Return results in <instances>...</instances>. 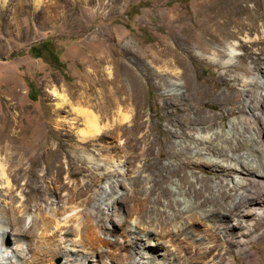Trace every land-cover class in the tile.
I'll return each mask as SVG.
<instances>
[{"label":"rangeland","instance_id":"obj_1","mask_svg":"<svg viewBox=\"0 0 264 264\" xmlns=\"http://www.w3.org/2000/svg\"><path fill=\"white\" fill-rule=\"evenodd\" d=\"M219 1L39 0L37 3L35 0H0V122L5 130L4 143L22 140L28 145H44V149L53 154L48 158L51 161V177L63 174L68 168L74 172L80 169L81 174L74 180L80 182L83 178L93 179L96 184H88L90 190L99 188L101 191V188L108 185L104 165L111 166L113 170L121 167L128 174L127 184L118 186L120 193L124 195L122 200L114 203L116 209L113 208L112 212L118 209V212L130 221L132 218L129 216V209L134 208L135 200L133 201L129 189L128 182H132L129 174L139 168L137 166H143L144 169L146 160H149V168L153 174L161 170L162 165L184 162L185 166L178 171V177L172 176L168 180L152 177L156 183L153 181L147 192L148 185H144L139 179L133 181L139 189L142 186L146 198L155 200L164 210L168 207L169 217L174 215L173 211H186L193 203V198L183 190L187 180L196 184V178H202L205 183L202 182L197 187L211 191L213 186L220 182L221 177L208 166L188 164L187 157L193 153L173 156L180 148L177 146L179 142H192L189 136L175 133L179 124L184 121L182 113H188L190 117L194 116L193 114L201 116L196 122H185L188 135L195 132H190V128L194 127H218L219 130L228 132L231 129L230 122L236 119L237 122L244 120L243 122L254 126L243 107L246 92L238 82L241 79H255L257 73L264 78V47L260 42L251 46L246 42L236 52L237 60L234 65L222 68L198 59L194 53L198 51L212 54L215 50L221 51V37L212 39L203 30V25L187 35L178 33V28L185 25H194L196 21L204 22L205 16H197L198 13L209 6H216ZM261 8L260 11L264 10V5ZM223 18L220 16L217 21H223ZM260 22L258 21V27ZM208 25L211 30H216L212 20ZM233 27L230 30L237 38L244 36L247 31L243 29L239 32ZM255 33L260 34V28L248 31L247 34H253L251 37H254ZM169 34L173 37H169ZM167 37L168 43L176 47L179 57L186 65L187 70L180 76L181 82L186 81L188 85V99H174L171 104L167 103L168 92L161 86L164 80L159 81L158 77L147 76L144 67L135 58L141 50L152 49ZM178 38L188 40L187 45L181 43ZM45 40L51 43L50 47L56 59L33 58L28 52L32 45ZM108 53H113L116 60H123L137 73L142 104L130 107L127 112L128 120H116V132L111 134V138L105 137L90 142L84 152H81L80 147V150L76 148L74 151L68 141L73 140L77 145L83 146L75 134L78 129L84 128L83 111L87 109L80 97L90 94L93 102H98L97 95L101 90L102 77L96 60L98 56ZM254 61L258 62L259 67L253 64ZM146 62L151 69H159L161 66L160 63H151L150 59H146ZM101 67L105 72H116L112 63H103ZM158 81L160 83L156 88L154 84ZM185 90L181 88L179 92L183 93ZM60 95H64L66 99L63 105ZM73 108L78 109L79 114ZM114 110V118L119 119ZM147 128H150L151 132L144 136ZM69 129L74 131L72 137L65 135ZM243 131H246L245 128ZM232 132L230 136L233 135ZM149 142H153V146L151 152L146 154L144 148H147L146 144ZM174 142L175 146L172 147ZM134 144L135 146H131ZM160 152L166 153V156H160ZM78 154L92 157V163L85 161L82 168H79L76 157ZM13 155L17 157L16 154ZM258 155L263 159L264 151L260 149ZM109 157L111 159H106ZM100 159L106 162H100L101 166H96L94 160ZM116 159L126 160L128 164L124 166L123 162L117 164L112 161ZM128 165L130 167H127ZM45 166L44 162H40L33 167L30 174H26L25 167L20 170V176L30 178L25 192L31 198L32 209L34 201L40 195L36 187L39 184L38 178L42 175L41 170ZM179 180L182 185H177ZM60 181L67 182L64 175H61ZM24 183L25 181L20 180L21 185ZM141 198L142 196L138 197L137 201ZM91 204L90 201L87 202L86 211L92 208ZM217 204L222 206L219 201ZM142 212L139 210L137 213L138 219L143 223L145 215ZM226 219L227 221L211 224L201 218L198 223L187 227L183 235L172 234L173 237L161 234L154 236L149 232L147 237L161 242L156 250L151 246L144 250L137 249V244L143 241L128 236L125 222L117 226L116 235L111 239H118V247L125 246L122 254L127 260L120 256L109 264H127L134 255L137 260L141 258L140 261L146 264H163L169 261L166 258L168 250L173 254L172 264H264V218L246 219H249L247 222L251 224L246 237L252 238L246 243L247 251L242 249L235 236L224 235V227L237 223L232 217ZM169 221L174 223L172 218H169ZM112 222H117L114 215ZM247 222L240 221L235 229H246L244 224ZM153 230L160 233L158 227ZM106 231L107 229H104V232ZM144 231L147 230H141ZM201 237L209 239L212 245L209 252H202L198 246ZM62 262V258H56L53 264Z\"/></svg>","mask_w":264,"mask_h":264},{"label":"bare ground","instance_id":"obj_2","mask_svg":"<svg viewBox=\"0 0 264 264\" xmlns=\"http://www.w3.org/2000/svg\"><path fill=\"white\" fill-rule=\"evenodd\" d=\"M263 5L264 0H220L216 6H209L198 13L197 16H205L204 22L198 21L197 23L196 21L194 25H185L178 28V33L187 35L203 25V30L212 39L221 37L223 42L221 51L218 49L219 51L215 50L212 54H203L198 51L194 53L200 60H206L212 65L226 68L234 65L237 60L236 52L246 42L250 43V46L253 43L256 44L255 42H260L264 47V10L260 11ZM220 16L224 17L223 21H217ZM211 20L215 24V31L211 30L208 25ZM258 21H261L259 27ZM232 26L236 27L239 32L243 29L247 30L241 37L242 39L237 38L236 34L230 30ZM258 28H260V34L255 33L254 37H251L253 34L251 36L247 34L248 31ZM172 34H169V37H173ZM167 40L168 37L157 43L152 49L141 50L135 55V58L144 67L147 76L158 77L159 81L164 80L161 86L168 92L166 99L167 103L171 104L174 99H188L186 93L188 85L186 81L181 82L180 76L187 70L186 65L179 57L176 47H172ZM178 40L181 43H186L185 45L188 43L186 39L178 38ZM146 59H150L151 63H160V68L153 67L151 69ZM96 61H98L97 67L101 73L100 77H102L100 93L96 94L98 102H93L90 94L80 97L82 104L86 105L87 109L83 111L84 128L78 129L75 134L83 146L77 145L73 140L68 141L73 150L80 147L81 152H84V149L94 140L111 138V134L116 132L117 121L128 120L127 112L130 107L142 104L138 75L130 65L123 60H116L113 53L98 56ZM103 63H112L116 69L115 74H112L111 71L105 72L101 67ZM253 64L258 65V62L254 61ZM180 67H182L181 70ZM166 78L167 80H165ZM159 81L154 84L156 88ZM238 85L246 92L243 107L252 119L254 126L243 122L244 120L237 122L236 119L230 122L231 129L228 132H223L218 127H194L190 128V132L193 130L195 132L188 135L185 122H196L201 119V116L193 114L194 116L190 117L187 115L188 113H182L184 121L182 120L183 123L179 124L175 133L176 135L189 136L192 142L191 144L179 142L177 146L180 148L173 153V156L179 157L183 154L193 153L187 157L188 160L186 159L188 164L208 166L220 175L221 180L213 186L211 191L203 189L201 186L197 187L200 183H205L202 178H196V184L187 180L183 190L193 198V203L184 212L183 210L173 211L174 215L171 217L167 214L170 212L168 207L164 210L155 200L146 198L142 186L139 189L133 180L139 179L144 185H148L147 192L153 181L156 183L154 177L159 180H168L172 176H180L178 171L184 168V162L162 165L161 170L153 174L149 168V160H146L145 170L142 168L143 166H137L139 168L129 174V178L132 180V182H128L129 189H131L133 201L135 200L134 208L129 209V216L132 218L130 221L125 215L122 216L118 209L112 212L113 208L116 209L114 203L122 200L124 195L120 193L118 186L127 184L128 174L121 167L113 170L111 166H103L108 185L101 188V191L99 188L88 189V184L91 185L94 182L93 179L83 178L80 182L74 180L77 175L81 174L80 169L78 172H74L68 168L63 174L59 173L57 176L51 177V161L48 158L53 154H49L42 144L28 145L22 140L4 143L5 130L0 122V264H53L56 258L63 259L61 264H109L120 256L123 257V260H127V257L122 254V249L125 246L119 245L118 247V239H111L116 235L117 226L125 224V222L128 236L143 241V243L137 244V249L144 250L151 246L156 250L161 242H158L157 239L153 241L147 237L149 232L154 236L161 234L173 237L172 234L183 235V231L187 227L198 223L201 218L214 224L227 221L226 218L232 217L237 223L224 227V235L235 236L242 249L247 251L246 243L248 244L252 238L246 237L251 226L248 223L249 219H246L264 218V158L262 159L258 155L260 149L264 151V78L257 73L255 79H241ZM181 88L186 90L180 93ZM59 98L61 105L66 103L64 95H60ZM73 110L79 114L78 109L73 108ZM112 110L119 116V119L114 118ZM223 128H225L224 125ZM243 128L246 131H243ZM145 132L143 135L148 136L151 132L150 128ZM231 132L232 136H230ZM73 134V129H69L65 133L69 137H72ZM146 145L147 148L144 149L148 154L152 150L153 142ZM131 146H135V144ZM171 146H175V142ZM13 154H16L17 157ZM78 155L76 157L80 164L79 168H82L85 161L88 163L93 161L90 156ZM160 156H166V153L160 152ZM106 159H111V157ZM112 161L117 164L123 162L124 166L128 164L126 160ZM40 162H44L46 166L41 170L42 175L38 178L39 184L36 191L40 195L38 198L36 197L32 209L31 198L25 192L30 182V178L28 179L26 174H30L33 167H36ZM100 162L106 161L100 159V161L94 160L93 163L96 166H101ZM24 167L25 178L20 176V170ZM145 171H149V173L147 174ZM162 173H166V175L163 176ZM61 175H64L67 182L60 181ZM20 180L25 183L21 185ZM180 182L181 180L177 181V185H182ZM85 187L87 188L85 189ZM166 189L169 190V188ZM206 191L209 193L207 194ZM140 196H142L141 200L137 201ZM217 200L221 202V207L217 204ZM89 201L92 203V208L86 211L85 206ZM258 203H263V206ZM139 210H142V214L145 215L146 220L144 219L143 223L138 219L137 212ZM113 215L117 220L115 223L112 222ZM169 218H172L174 223H171ZM103 220L104 222H102ZM240 221H248L244 224L246 229H235ZM154 227H158L160 233L153 230ZM104 229L107 231L104 232ZM141 230L147 231L141 232ZM208 240L203 237L199 239L198 246L202 252L210 251L212 245ZM140 253L142 254V252ZM166 256L169 261L163 264H172L173 254L168 250ZM140 260L141 258L137 260V256L134 255L127 264H146ZM228 264L230 263L228 262Z\"/></svg>","mask_w":264,"mask_h":264},{"label":"trees","instance_id":"obj_3","mask_svg":"<svg viewBox=\"0 0 264 264\" xmlns=\"http://www.w3.org/2000/svg\"><path fill=\"white\" fill-rule=\"evenodd\" d=\"M51 43L48 40L38 42L35 45H32L29 49L28 52L33 58H39V59H56L55 54L51 50L50 47Z\"/></svg>","mask_w":264,"mask_h":264}]
</instances>
